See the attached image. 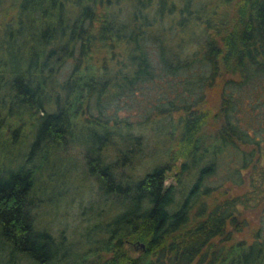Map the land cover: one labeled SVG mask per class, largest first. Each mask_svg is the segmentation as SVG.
Wrapping results in <instances>:
<instances>
[{"label": "trees", "instance_id": "trees-1", "mask_svg": "<svg viewBox=\"0 0 264 264\" xmlns=\"http://www.w3.org/2000/svg\"><path fill=\"white\" fill-rule=\"evenodd\" d=\"M0 13V264H264V113H238L250 87L264 107V0H0ZM222 77L212 112L205 89ZM144 126L160 152L129 174ZM76 144L117 210L74 252L40 218L43 160ZM247 212L254 239L233 241Z\"/></svg>", "mask_w": 264, "mask_h": 264}, {"label": "rangeland", "instance_id": "rangeland-1", "mask_svg": "<svg viewBox=\"0 0 264 264\" xmlns=\"http://www.w3.org/2000/svg\"><path fill=\"white\" fill-rule=\"evenodd\" d=\"M224 79L225 77L216 79L211 87L205 89L204 106L209 108L212 112H217L220 106L221 86ZM246 89L247 90L240 92L241 99L243 100H240L241 103L239 104L238 113L239 116L244 117L246 120L249 119V121L252 122V119L258 120V118L262 117L264 107L261 110L262 106L256 103L257 88L250 87V89ZM236 95H239V93ZM141 101L142 100L137 99L131 103L123 104L122 109L119 111V116L121 118H133L134 122L135 118L138 117V109H140L139 105ZM253 105L254 108L251 112ZM144 127L142 131L145 139V147L142 151L144 156L134 163L135 167L133 166L132 169L128 170L129 174L132 172L133 174H138L142 169L144 170V163L147 162L145 155L160 150L157 148V145H160V143L159 137L156 138V129L150 128L149 126ZM2 130L1 128L0 133L3 132ZM209 130V132H212L213 127H209ZM21 131L19 134L22 133V136L19 138V143L16 144L17 148H19V146L21 148L23 143L22 139H24V143H26L30 138H27L29 133L28 127L22 132ZM58 154L61 157L52 155L47 161L46 159L43 160V162H47L46 170L48 169L50 171L49 167L53 166L52 174L54 175L50 176L45 174L43 176L45 180L44 185L48 187L45 196L49 198L47 203H49L50 206H48L47 209L46 206L43 208L42 211L44 212H42L40 218L42 224L40 225L41 227H45L54 237H62L66 241H73L75 244L73 250L75 252L76 250L83 249L84 246L81 247L83 242L93 237L92 235H85L86 232L90 231V226L95 222H99V220L107 218L112 213H115L117 207L116 204L113 205L110 203L108 197L105 198L104 195H102L94 177L88 174L84 164V150L81 145H70L69 148ZM110 156L114 159L112 152ZM170 182L174 184V181L171 180ZM246 216L248 217V226L242 231L235 233L233 235V241L243 240L247 244L253 241V236L260 219L254 213L247 212ZM132 254L136 255V253Z\"/></svg>", "mask_w": 264, "mask_h": 264}, {"label": "water", "instance_id": "water-1", "mask_svg": "<svg viewBox=\"0 0 264 264\" xmlns=\"http://www.w3.org/2000/svg\"><path fill=\"white\" fill-rule=\"evenodd\" d=\"M130 246L134 249V250H139V251H143L144 250V244L141 242H131Z\"/></svg>", "mask_w": 264, "mask_h": 264}]
</instances>
